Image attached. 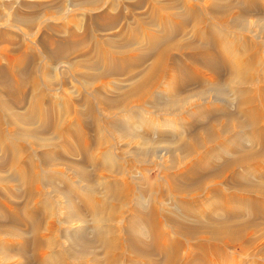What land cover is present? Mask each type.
Listing matches in <instances>:
<instances>
[{
  "label": "bare ground",
  "instance_id": "1",
  "mask_svg": "<svg viewBox=\"0 0 264 264\" xmlns=\"http://www.w3.org/2000/svg\"><path fill=\"white\" fill-rule=\"evenodd\" d=\"M224 1L137 0L128 8L149 6L147 17L100 14L85 37L55 30L69 37L52 41L48 58L100 85L88 93L103 118L92 100L71 106L47 94L56 72L46 69L42 82L29 47H4L11 43L0 29V172L11 173L0 176V264H264L255 238L264 236V0ZM17 11L0 12V21L36 23ZM124 20L119 35L97 36ZM87 46L93 59H67ZM113 77L130 84L106 82ZM148 100L165 113L158 123L138 107ZM16 139L36 148L27 165ZM150 158L155 179L142 165ZM12 184L24 190L22 205L6 193Z\"/></svg>",
  "mask_w": 264,
  "mask_h": 264
},
{
  "label": "rangeland",
  "instance_id": "2",
  "mask_svg": "<svg viewBox=\"0 0 264 264\" xmlns=\"http://www.w3.org/2000/svg\"><path fill=\"white\" fill-rule=\"evenodd\" d=\"M136 1L137 0H103V2L100 4V6L98 5V8H95V7L86 5L84 3V0H0V4L1 5H6V6L8 5L7 7L10 6L9 9H5V8H1L0 9V12L3 13V15L5 16V19H7L9 17L11 11L16 12L17 9H18V11L21 14L23 13V15L24 14H26V15L28 14L30 16H34V17H37L38 18L37 21H36V23L32 27H28V26L23 25V24H17L16 26L13 25V24L11 25V24H9L8 20L0 21V25H1L0 26V29H2V30L4 29L5 31L8 32L7 39L11 43V44L6 45L4 47L9 48V50H11V51H15V52L21 51L22 52V50L24 49V47L28 46L29 47V50H30L29 51V54H30V56L32 58V61L34 62V64L36 66L38 65L37 67H38V69L40 71V75H41L40 76V79H41L42 82H43V79L45 81V77L44 76H46V69L49 70L50 68H53L52 70L54 71V74L56 72V74L54 75V78H53V82L52 83L48 84V83L45 82V85L46 84L48 85V86L46 85V87L44 86V90H45V92L47 91L46 92L47 94H49L51 97L60 94L61 96H63V97L66 98V101H68V102L70 101L71 106H72V103L73 102L75 103V102H81L82 100H88V101H91L92 100L91 103L95 107V109H94L95 110V113L97 114V116L100 117V115H98V114L103 115L102 114V111L101 110L99 111V107L97 108V106L95 105V103H93L94 102V99H92L93 97L91 96V94H89L90 92H92L95 89L98 90L99 87H100V85L99 84H96L93 87H89L88 85H85L86 84V78H87V77L85 78V76H84L85 71H83V70L81 71V69H79V70L76 69L75 70V69H72V68H68V66L65 63L59 62L57 60L54 61V62H51L50 59L48 58V55H47L48 53L47 52H49V49L50 50H53V45H52L53 42H55V41H62V42H64L69 37L68 34L56 33L55 30H57V29L59 31H68V32L69 31H74L79 37H85L88 34H90L89 32H91V30H92V28L89 26L91 24V20L95 16H98L100 14H105V13L106 14H109V15H116V14L117 15L118 14L120 15L121 14V16L123 18H126V19L127 18L128 19L129 18L132 19L136 15H141L143 17H147L148 16V13L147 12H149V9H150L149 6L146 7V8H144V9H141V11L140 10L139 11H133V12L131 11L130 7L132 5H135L134 3H136ZM161 1L166 2L168 0H166V1L165 0H161ZM227 1H228V4L229 3L231 4V2H232L231 0H227ZM19 3L25 4L24 5L25 7L20 6ZM224 3L226 5H228L226 1H224ZM13 4H15V5H13ZM110 4L111 5L114 4L115 6L116 5H119L120 7H117L116 6L117 8L111 12V10H109V8H108L109 6H111ZM18 5L20 6V8H17ZM103 5H105V9L107 8L106 9L107 11H104V9H102V6ZM28 6H29V8L30 7L31 8L29 9ZM128 6H130V7L128 8ZM125 7L128 8V9H126ZM3 9H4L5 12L2 11ZM251 20H256V19L255 18H251ZM125 22H126L125 20L122 21L121 27L119 26L116 29L109 30V31L108 30H106V31H99L96 34H97L98 37L100 36L101 38H104L105 36L112 37V36H115V35H119L121 33V31H122L121 29H123V27L126 24ZM12 26L18 28L19 30L12 29L13 28ZM107 37H105V38H107ZM123 39L124 38L122 37L121 40L124 42ZM45 47L48 49V51L46 50ZM87 47H89V48H85V49L78 50V51L75 50L74 52H71V54H69V56H68L67 59L70 62H74V61H76V59H79L82 56L83 57H86V59L83 58L85 60H91V59H93L94 56H92L91 55V52H90L91 46H87ZM0 66L6 67L7 66V62H5V60L4 61L2 60L1 63H0ZM81 75L84 76V77H82ZM119 78L120 79H118L117 77L116 78L113 77V79H111V80L108 79V80H106V82L112 83V82L115 81V79H118V81L116 80L115 83H117V84L119 83V85L122 84V85H124V87L129 86L130 83L129 82L128 83L126 82L127 81L126 80L127 78H125V77H119ZM55 79H56V81H55ZM124 81H125L126 84L124 83ZM60 86L63 89H61ZM64 87H65V89H64ZM88 88L91 89V90H89ZM57 89H60L62 91L59 92V91H57ZM118 91L119 90L116 91V94H112V95L117 96V97H121L120 95H123V93H122L123 91L122 90H120L119 92ZM73 92H80V94L78 93L77 94L78 96H75L73 94ZM82 92H83V94L85 96L84 95L82 96ZM85 93H88V94H85ZM108 95H110V94H108ZM81 98H82V100H81ZM8 99H10V101H11L12 98L8 97ZM149 101L150 100L145 101L144 103H140V105L138 107H141L143 105L144 109L145 110H148V112L150 113L148 115V118L149 119L151 118L153 121H156V122L157 121H161L162 118L165 117L164 116L165 113L162 112V111H160L161 112V116H158L160 113L158 112V109H156L157 107H155V105L152 106V103H151L152 101L151 102H149ZM136 106H137V104H136ZM131 107H135L134 104ZM80 109L83 110V111H86L87 110V107H85V108L84 107L79 108V110ZM21 110H22V112H21ZM25 111L27 112V108L24 107V106H22V108L20 109V112L26 114ZM123 115L126 117V114H123ZM124 116H123V118H125ZM103 117H105V116H103ZM103 117H100V118H103ZM108 121L109 120H107V122ZM87 122L88 123L91 122V124H92V120L91 119L87 120ZM107 122H106L105 125L108 124ZM4 123L7 125L6 122H4ZM4 125H3L4 131L9 134V132H11V127L9 125H7V126L6 125L4 126ZM35 127H37V126H35ZM35 127H32V128H35ZM105 128H107V127L105 126ZM140 133L147 134L145 128H141L140 129ZM10 135H12V134H10ZM12 136H11V138H13ZM111 136L113 138H115L116 139V142L117 143H120V145L125 144L124 146H126V145L129 144V141L123 140L118 135V133H115L114 132V133L111 134ZM49 138L55 140L56 137L50 136ZM56 139H58V140H55V143H56V145L58 147H60L61 144H62V141H61L60 138H56ZM117 140H119L120 142L117 141ZM16 142H19V141L16 139ZM60 142H61V144H60ZM19 143L24 148L23 155L24 154L25 155L22 156V159H23V162H24L23 165H27V163L29 162V159L30 160L32 159L33 154H34V151L36 150V148H33L32 143L31 142H28V141H26V142H19ZM72 143L74 145V149L75 148L77 149L78 148L77 144H75L74 141H72ZM130 147L132 149L137 148L135 145H132ZM158 147H161V146L160 145H156L154 148L157 149ZM37 151L40 152V150H37ZM60 152L63 154V151H60ZM78 155H79V153H78ZM0 156H1V154H0ZM72 157H73L72 159H74V157H75L76 160H78V161H79V158H81L80 155L77 156V153H74V156H72ZM26 159L28 161H26ZM35 159L37 160V158H35ZM152 160H154V158H150V160H147L145 163L143 162L142 165L144 167L143 169H148V168L153 169L152 172H150L149 174L147 172L146 173H147V175H150L149 176L150 178L155 179V178H158V175H159L158 172L159 171H157L156 168L152 167V165H153ZM41 169H42V167H41ZM60 169H62V168H60ZM3 171H4V173H3ZM3 171H1L2 173L0 172V174H1L0 176H2V177L4 176L3 177L4 179L8 178L6 176H9V178L11 177V173H10L9 170H7V171L3 170ZM45 171H46V169H45ZM69 176H72L73 177V174L70 173ZM73 180H74V182L76 181L75 178H73ZM13 185H16V184H12L11 185L12 187H10L11 188L10 190L9 189H6V193L8 192L9 195H10V193H11V195H14L13 198L17 194L16 197L13 199L12 196H10V198H9L8 194L4 193L3 194L4 195V198H6L7 200L9 198V201L10 202L13 200L12 202L14 204H16V205H22L26 201V197L23 194L24 193V190H22L23 191V193H22V191H18V190H20L18 185H16V186H13ZM55 185L58 186V187H61V188L64 187V185L61 182H59V181ZM1 186L2 187H5L4 185H1ZM14 187H17V188H14ZM16 189H18V190H16ZM0 190L2 191V193L5 192V190H2V189H0ZM11 190H12V192H11ZM48 190H49V192H48ZM13 192H14V194H13ZM18 192H19V194H18ZM44 192H46V193H52L53 192V189L51 187L49 189L45 188L44 189ZM5 194H6V196H5ZM20 194L21 195L23 194V196H21ZM17 197H19V198L21 197V198L19 199ZM22 197H25L24 198L25 200ZM11 198H12V200H11ZM15 199H17V200H15ZM21 202H22V204H21ZM59 202H63V201L60 200ZM37 205L39 206V203ZM58 207L59 206H57L55 208L56 211L58 210L57 213L61 210V208L60 207L58 208ZM56 220H60V217L59 216L56 217ZM48 221H50V222H48ZM47 223H51V220L50 219L47 220ZM261 234L262 233H260V234L259 233H256L255 234L256 235L255 238L257 237V239H258L257 240L258 241L257 244L260 247L264 246V236L261 235ZM237 251L239 252V249H237ZM241 258L248 260V257L245 256V255H243Z\"/></svg>",
  "mask_w": 264,
  "mask_h": 264
}]
</instances>
